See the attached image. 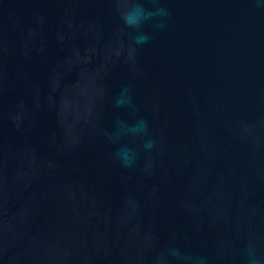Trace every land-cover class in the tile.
<instances>
[{"label":"water","instance_id":"water-1","mask_svg":"<svg viewBox=\"0 0 264 264\" xmlns=\"http://www.w3.org/2000/svg\"><path fill=\"white\" fill-rule=\"evenodd\" d=\"M0 264H264V0H0Z\"/></svg>","mask_w":264,"mask_h":264},{"label":"clouds","instance_id":"clouds-1","mask_svg":"<svg viewBox=\"0 0 264 264\" xmlns=\"http://www.w3.org/2000/svg\"><path fill=\"white\" fill-rule=\"evenodd\" d=\"M122 19L124 20L125 24L131 28H139L140 24L138 23V21L134 20L132 17L130 16H123L122 15ZM144 39V38H142Z\"/></svg>","mask_w":264,"mask_h":264}]
</instances>
